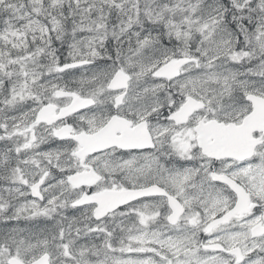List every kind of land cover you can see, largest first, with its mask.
<instances>
[{
	"label": "snow or ice",
	"instance_id": "obj_1",
	"mask_svg": "<svg viewBox=\"0 0 264 264\" xmlns=\"http://www.w3.org/2000/svg\"><path fill=\"white\" fill-rule=\"evenodd\" d=\"M0 264H264V0H0Z\"/></svg>",
	"mask_w": 264,
	"mask_h": 264
}]
</instances>
